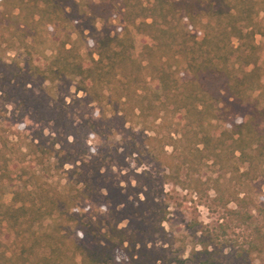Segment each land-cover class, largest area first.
<instances>
[{
    "label": "trees",
    "instance_id": "obj_1",
    "mask_svg": "<svg viewBox=\"0 0 264 264\" xmlns=\"http://www.w3.org/2000/svg\"><path fill=\"white\" fill-rule=\"evenodd\" d=\"M51 27L64 39L40 64ZM129 156L176 182L264 177V0H0V179L21 186L0 201V264H260L264 209L234 211L243 242L202 232L175 255L151 171L120 175Z\"/></svg>",
    "mask_w": 264,
    "mask_h": 264
},
{
    "label": "rangeland",
    "instance_id": "obj_2",
    "mask_svg": "<svg viewBox=\"0 0 264 264\" xmlns=\"http://www.w3.org/2000/svg\"><path fill=\"white\" fill-rule=\"evenodd\" d=\"M28 13L25 11L24 15ZM97 26L101 28L102 23L98 21ZM86 35L78 45L84 57L89 58L94 50L96 36L90 31H86ZM61 39H64V36L56 27L43 31L36 43L35 60L40 64L46 63L57 50ZM261 39L258 37V40ZM16 55V51L10 50L4 58L11 62ZM51 128L52 126H49L46 129V134H49ZM157 139L154 148L156 154L161 151L163 143L168 141L161 135ZM97 142L98 138L90 135L87 147L91 149ZM165 149L169 153L172 152V147L169 145ZM144 169H148L153 175L160 209L166 216L164 225L172 241L171 251L183 258H189L195 247L200 249L199 241L202 232H209L230 246L243 242L250 230L234 211L250 212L258 216L259 211L264 209V177L242 188L229 172L222 170L219 166L211 165L207 166L200 180L197 175L193 179L183 177L182 182H176L174 178L160 171L158 165L153 162L140 165L136 156L127 158L120 175L123 179L125 176L133 179L134 171L141 172ZM62 177L63 175L59 173L54 174L52 181L64 183ZM20 187L19 184L0 179V201L10 204L14 191ZM239 194L247 198L243 207L238 206L234 201L235 196ZM119 260L123 263L127 261L124 255H120ZM257 262L264 264V256L257 258Z\"/></svg>",
    "mask_w": 264,
    "mask_h": 264
}]
</instances>
